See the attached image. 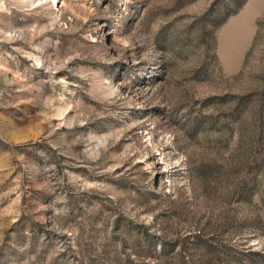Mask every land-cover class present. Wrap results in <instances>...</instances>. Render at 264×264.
I'll return each instance as SVG.
<instances>
[{"label":"rangeland","instance_id":"1","mask_svg":"<svg viewBox=\"0 0 264 264\" xmlns=\"http://www.w3.org/2000/svg\"><path fill=\"white\" fill-rule=\"evenodd\" d=\"M41 1L0 0V264H264V0Z\"/></svg>","mask_w":264,"mask_h":264},{"label":"bare ground","instance_id":"2","mask_svg":"<svg viewBox=\"0 0 264 264\" xmlns=\"http://www.w3.org/2000/svg\"><path fill=\"white\" fill-rule=\"evenodd\" d=\"M46 0H42L41 2H45ZM57 2V0H53V4H55ZM252 4V3H251ZM236 28V27H235ZM237 31V30H236ZM244 32V31H243ZM230 34V33H229ZM244 34H246V32L244 33ZM231 35V34H230ZM233 36V35H232ZM230 39V38H229ZM233 45H234V43H233ZM241 46V45H240ZM231 50V49H230Z\"/></svg>","mask_w":264,"mask_h":264}]
</instances>
